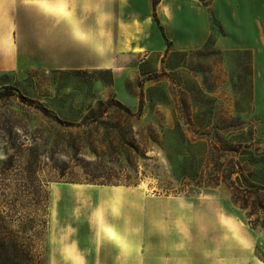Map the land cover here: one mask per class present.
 Wrapping results in <instances>:
<instances>
[{
    "label": "rangeland",
    "instance_id": "rangeland-1",
    "mask_svg": "<svg viewBox=\"0 0 264 264\" xmlns=\"http://www.w3.org/2000/svg\"><path fill=\"white\" fill-rule=\"evenodd\" d=\"M212 2L191 38L154 0H0V264H264L259 202L207 185L239 145L264 179L252 52Z\"/></svg>",
    "mask_w": 264,
    "mask_h": 264
},
{
    "label": "crops",
    "instance_id": "crops-1",
    "mask_svg": "<svg viewBox=\"0 0 264 264\" xmlns=\"http://www.w3.org/2000/svg\"><path fill=\"white\" fill-rule=\"evenodd\" d=\"M212 1L211 8L222 27L216 45L222 50L244 49L252 52L253 93L257 109H261L260 101L264 100V65H260L259 60L264 57V0ZM154 11L161 19L169 21L166 28L170 31L180 30L191 38L207 37L212 33L208 10L204 9L203 14L198 9L195 11L191 0H157ZM191 40L177 44L178 48L192 47ZM194 41L197 43V39Z\"/></svg>",
    "mask_w": 264,
    "mask_h": 264
},
{
    "label": "trees",
    "instance_id": "trees-1",
    "mask_svg": "<svg viewBox=\"0 0 264 264\" xmlns=\"http://www.w3.org/2000/svg\"><path fill=\"white\" fill-rule=\"evenodd\" d=\"M156 1L157 0H154V6ZM110 104L112 106L122 107L118 102ZM239 148H242V146L239 145L238 149H233L235 154H240V157L238 161H230L231 166L228 167L230 168L228 174L223 178L216 176L209 179L207 185H218L221 182L226 184L232 194L233 200L238 203L242 209L248 210V216L251 217V215L255 213L257 201L259 205H261L262 210H264V179L256 181L252 178L254 175L253 172L246 167L255 164L256 156L252 151H246V149L240 150ZM234 174L236 175L235 177ZM252 224H254L253 221Z\"/></svg>",
    "mask_w": 264,
    "mask_h": 264
}]
</instances>
